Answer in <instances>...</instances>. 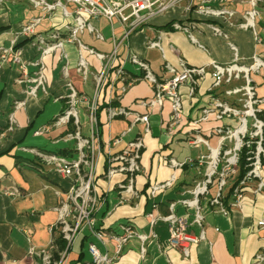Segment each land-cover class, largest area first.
Wrapping results in <instances>:
<instances>
[{"label": "crops", "instance_id": "obj_1", "mask_svg": "<svg viewBox=\"0 0 264 264\" xmlns=\"http://www.w3.org/2000/svg\"><path fill=\"white\" fill-rule=\"evenodd\" d=\"M27 1L0 0V50L10 48L15 41V50L28 64V77L35 78L44 66L46 81L44 89L39 88L35 96H30L29 90L34 85L20 82L25 78L19 67L2 64L0 60V264H34L36 261L28 254L30 248L47 249L54 240L50 228L58 218L56 209L75 176L61 175L54 165L34 152L67 161L78 160V140L72 137L78 128L74 120L68 125H53L69 109L71 87L87 99L76 108L80 137L85 141L91 139L92 132L88 104L99 96L94 178L98 206L93 226H82L64 264L91 263L90 246L112 259L106 264H254L256 256L264 250V228L260 225L264 220V188L258 191L259 183L264 185V164L260 178L241 187L240 208L232 207L238 167L221 192L224 211L211 204L218 191L217 176L208 194L198 198L197 205L188 202L195 199L196 185L206 179L207 162L201 164L198 159L210 156L211 150L217 148L219 138L214 130L239 126L234 117L217 119L213 98L238 110L244 108L243 93L227 95V92L245 86V72L239 73V78L235 74L230 78L225 73L220 85L215 86L212 63L226 67L237 58L238 66L250 69L248 76L260 101L256 108L264 120V0L254 4V0H179L140 25L128 39H123L125 28L117 20L112 24L104 18L90 20L93 33L85 29L77 36L84 46L103 55L111 54L118 46L117 62L99 88L97 77L102 63L82 51L89 65V75L84 78L78 72L81 49L77 42H67L71 32L66 27L75 26L74 16L65 17L57 9L42 19L34 35H20L24 24L42 17L41 10ZM199 6L232 15L203 14ZM252 12L255 13L253 26L244 28ZM175 24L188 28L189 32L176 30ZM214 28L221 34H216ZM54 32H60L63 46L42 57L41 40L56 44L50 38ZM151 43H157L158 47H151ZM132 57L146 63L161 82L172 78L169 68L180 72L181 62L189 68H205L206 74L196 86L194 96L189 95L188 84L180 87L182 121L172 131L168 127L170 102H164L162 108H149L154 88L145 79V72L131 62ZM256 59L258 67L252 70ZM120 66L124 69L122 75L117 74ZM20 102L24 106L16 109ZM205 109L210 112L209 118L199 123ZM118 110L130 115L112 118V113ZM145 114L149 115L148 132L145 125L135 122L137 115ZM248 127H252L249 121ZM43 128L49 130L36 136L35 132ZM122 135V141L112 145ZM196 136L207 145L194 146L192 140ZM136 139L143 143L141 171L133 177L129 191L126 175L108 177V160L109 154H121ZM84 153H89L87 147ZM172 160L176 165L171 164ZM167 183L166 188L153 193L155 186ZM14 190L18 195L5 194ZM171 214L181 218L188 232L199 238L197 244L190 246L188 257L170 246L168 226L164 222L158 221L153 227L150 224V215L160 220ZM198 218L200 224L196 222ZM125 225H131L147 239L143 243L139 238L130 239L115 259L117 246L113 237L122 235ZM26 232H30V240ZM56 242L51 251L54 261L58 253Z\"/></svg>", "mask_w": 264, "mask_h": 264}, {"label": "built area", "instance_id": "obj_2", "mask_svg": "<svg viewBox=\"0 0 264 264\" xmlns=\"http://www.w3.org/2000/svg\"><path fill=\"white\" fill-rule=\"evenodd\" d=\"M29 3L35 8L40 9L42 12V17L36 18L31 22L24 24L20 29L21 36H32L36 33V29L42 22V19L53 14L57 9H61L65 17L74 16L76 24L73 27H66L70 30V37L67 42H77L81 49L79 55L78 72H80L84 78L89 75V65L83 57L82 51H87L91 55H94L101 63L102 69L97 77L98 88L100 87L103 80L107 77L110 69L117 62V49L115 46L114 51L109 55L98 54L93 50L88 49L84 46L77 36L81 34L85 29H88L93 33L90 24V20H95L99 18H104L108 20L111 24L117 20L121 25L124 26L123 39H128L129 35L137 29L140 25L147 22L152 17L163 13L169 7L175 5L179 0H56L54 3L47 2V0H28ZM227 1V0H223ZM258 0H254L253 4ZM199 12L207 15H222L229 14L230 12L221 11L215 12L206 8L204 6H199ZM255 13H249L247 22L243 25L244 28L253 26L252 18ZM176 30L189 32L188 28H184L178 24L174 25ZM216 34H221L220 30L214 28ZM51 40L57 41L56 44H46L41 40V44L44 48L41 49L42 57L53 53L56 49L63 46V41H60V32H54L51 35ZM97 38H101L97 35ZM15 41L12 46L8 49L0 50V60L2 64H13L19 67L21 70L24 81L20 82H30L34 86L30 88L29 95L35 96L39 88L45 86V74L44 66L41 67L35 78H29L27 74V63L22 59L20 52L15 50ZM151 47H158L157 43H151ZM236 50L235 48H233ZM103 62H106L104 65ZM131 62L138 66L141 70L145 72V79L154 88V97L150 103H148L149 108L158 106L163 107L164 102L169 101L171 104V114L170 121L168 124L169 130L172 131L174 128L180 125L182 121V101L179 95V89L182 85H187L190 87L189 95L192 97L196 93V86L199 81L204 78L206 74L205 68H189L181 62L182 70L180 72L169 68L171 74L173 75L171 79L166 81H158L156 77L152 74L149 66L139 61L136 57L131 58ZM237 58L233 64L226 67H222L216 63H212L211 67L214 70L215 86H219L221 79L225 73L229 74L231 78L232 74L239 78V73L245 72L246 84L243 88H237L227 92V95H237L244 94V108L238 110L228 106L227 104L213 98V109L217 112V119L223 120L224 118L234 117L239 121V126L237 128L231 127H217L214 130L216 136H218L217 148L211 150L210 156H201L198 161L201 164H207L206 179L197 184L193 190L195 199L188 202L189 205H197L198 198L200 196L208 194L209 186L213 183V178L217 176L218 178V191L213 197L211 204L214 206H219L224 211L221 202V192L225 186L226 180L236 173L240 153L243 148L248 150L247 152V162L248 168H250L248 174L243 181L233 190L234 203L233 208H240L241 200L243 194L241 192V187L244 186L248 181L260 178V170L264 164V120L259 117V111L256 108L260 101L258 100L255 89L252 86V81L249 78V68H244L236 64ZM39 64V63H38ZM258 60H255V65L252 70L257 69ZM124 69L122 66L119 67L117 74L122 75ZM71 87V85H70ZM71 94L69 96V109H67L62 115H60L55 122L54 126L68 125L74 120L77 132L73 134V138L78 140V160L67 161L66 159L59 158L56 156H45L39 152H34L38 157L42 158L46 162L54 165L56 171L64 176H75L73 185L64 194L60 207L56 209L58 213V218L56 223L50 228V233L55 236V234L60 237L64 243L65 248L59 253L58 260H53L51 251L55 246L56 238L50 244L47 249H37L32 246L29 250V257L33 258L36 262L34 264H64L66 256L73 246V243L77 239L82 226L87 225L89 227L93 226L94 223V213L98 206L97 196L94 190V178L96 172V139H98V132L95 131L97 112H98V99L99 96L96 95L93 100L88 104V114L92 124L91 139L89 141L82 140L79 132V120L76 108L82 102H86L87 99L80 96L76 90L71 87ZM99 91V90H97ZM24 106V103L20 102L16 104V109ZM209 110H203V115L199 119V123L208 120ZM127 112L123 110L114 111L112 113V118L117 116H129ZM253 120L251 129L248 127V119ZM12 120V119H11ZM135 122H139L145 125L146 132L149 131V115H137ZM196 122V123H198ZM12 128L10 127V131ZM49 128H43L35 132L36 136L43 135ZM124 135L115 139L112 145H118ZM194 146H199L201 144H206L200 136H196L194 141L192 140ZM191 142V143H192ZM230 145H233L230 147ZM89 149V153L85 154L84 149ZM143 149V143L141 139H136L134 142L128 144L125 151L116 156H110L108 160V177L114 174H123L128 177L127 190L132 191L133 177L141 171L139 164L140 152ZM172 165L176 163L172 160ZM115 166V167H113ZM169 184L162 186H155L153 188V193L160 188H166ZM264 185L260 182L258 185V191H261ZM18 191H5L7 196L18 195ZM62 197V195H59ZM158 221L164 222L168 226L169 232V243L170 246L179 250L185 257L189 256V248L193 244L199 242V238L191 235L188 232V226L183 222L181 218L176 217L171 214L168 217L158 220L150 215V224L155 226ZM196 222L200 224L201 219H197ZM261 227L264 228V220L261 222ZM123 234L118 237H113L116 242V256L118 259L122 254L124 246L130 239L139 238L142 243L146 241L145 236H140L131 225H125L122 227ZM28 240L31 238L30 232H26ZM89 252L92 256V262L88 264H106L110 263L112 259L103 255L98 248L95 246H90ZM254 264H264V250L259 253Z\"/></svg>", "mask_w": 264, "mask_h": 264}, {"label": "trees", "instance_id": "obj_3", "mask_svg": "<svg viewBox=\"0 0 264 264\" xmlns=\"http://www.w3.org/2000/svg\"><path fill=\"white\" fill-rule=\"evenodd\" d=\"M264 145V144H263ZM247 152L248 150L246 148H243L240 153V159H239V164H238V176H237V181L235 182L234 189L240 184L241 181L244 180L246 175L248 174L250 168H248V162H247ZM56 237V243L58 247V253L55 255V259L57 260L59 258V252L63 251L65 248V243L64 241L58 237L57 234H55Z\"/></svg>", "mask_w": 264, "mask_h": 264}, {"label": "rangeland", "instance_id": "obj_4", "mask_svg": "<svg viewBox=\"0 0 264 264\" xmlns=\"http://www.w3.org/2000/svg\"><path fill=\"white\" fill-rule=\"evenodd\" d=\"M27 2L29 3V1H27ZM248 121H249V126L251 127L252 126V119H249Z\"/></svg>", "mask_w": 264, "mask_h": 264}]
</instances>
